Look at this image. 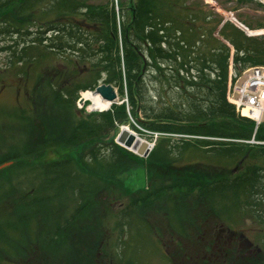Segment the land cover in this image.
<instances>
[{
  "label": "trees",
  "instance_id": "obj_1",
  "mask_svg": "<svg viewBox=\"0 0 264 264\" xmlns=\"http://www.w3.org/2000/svg\"><path fill=\"white\" fill-rule=\"evenodd\" d=\"M14 1L21 6L16 12ZM14 1H0V52L11 58L9 68L27 92L26 106L20 103L13 115L23 125L22 139L31 144L8 149L0 165L13 163L0 175L35 178L22 197H10L11 214H31L35 224L17 234L22 246L17 236L0 238V264H60L66 235L79 230L94 233L101 251L108 250L111 259L105 263L137 264L120 257L131 224L119 220L128 212L125 205L152 221L162 216L168 222L166 244L174 241L175 249L171 264H264V257H248L247 250L222 248L209 232L221 224L235 231L233 226L251 222L260 240L254 253H264V147L242 142L252 138L255 123L227 99L231 64L238 75L264 66V35H249L213 10L195 12L186 0H136L121 23L115 9L87 0H51L44 7V0ZM220 1L234 2L229 11L253 4L264 10L255 0ZM51 5L55 11L64 5L69 16L63 33L53 38L47 28ZM8 12L30 18L18 21ZM241 21L251 30L264 28V22ZM100 83L113 85L128 103L102 112L77 109L80 92ZM129 116L150 130L190 137H162L149 157L141 158L114 140ZM256 138L264 139V124ZM152 165L163 172H148L149 187L141 196L128 195L120 176ZM53 173L70 177L54 194ZM70 187L79 203L68 220L60 195ZM190 202L203 208L186 209ZM116 203L122 207L114 211ZM108 215L111 220H104ZM40 224L51 232L45 234ZM197 249L207 253L199 255V263L193 258ZM75 253L81 257L78 249ZM87 258L81 257L82 264Z\"/></svg>",
  "mask_w": 264,
  "mask_h": 264
},
{
  "label": "rangeland",
  "instance_id": "obj_2",
  "mask_svg": "<svg viewBox=\"0 0 264 264\" xmlns=\"http://www.w3.org/2000/svg\"><path fill=\"white\" fill-rule=\"evenodd\" d=\"M0 1H7V0H0ZM14 1V0H13ZM17 1V0H16ZM51 0H44L41 4V7H44L45 4L50 5ZM89 4L94 5H105L109 8H113L117 12V17L120 20V23L124 20L130 18L131 8L134 2L136 0H87ZM255 2H258L259 4H262L264 7V0H255ZM12 4L11 9L17 10L20 9L19 3ZM186 5L194 7L196 10L195 12H199L201 10L210 11L213 10L214 12L222 15L225 17V19L231 20L236 25H243L247 27L244 23H242L241 20L247 21L251 24H259L264 22V10L260 8L258 5H249L245 6L239 10L229 11L226 8H232L235 6L234 2H225L220 0H186ZM15 13L8 12V16L10 18H13L15 20H24L30 18L29 14H18L16 16ZM33 18V17H32ZM117 18V19H118ZM241 19V20H240ZM37 28L36 25L33 27H30L31 31H35ZM248 29L249 35H264V28L262 29H256L251 30L249 27L245 28ZM0 46L4 45L3 41H0ZM11 58L8 57V54L0 52V157H4V155L7 153L8 149L10 152L18 150L21 146H30L31 141L24 142V128L23 125L19 124L15 120V116L13 115V112L15 111V107L18 106L20 103H22L24 106H26V102H28V96L27 92L22 88L21 81H19L18 76L14 73V69H10ZM56 63V62H54ZM29 88V87H27ZM28 90V89H27ZM91 91H81L80 99L82 98V95L84 92ZM126 98H119L113 103V104H122L126 103ZM82 105V108L79 109L78 104ZM76 107L79 110H85V112H95L97 110L91 109V102L87 101L85 104H83V99L80 102L76 103ZM18 114V113H17ZM14 117H12V116ZM123 125H127L132 131L138 132L140 135H145L148 139L150 138L149 134L147 132H143L142 130L144 127L141 126L137 121L135 123L132 121V119L129 120L127 124L120 125L117 130L113 133L114 140L116 141V138L118 134L120 133V130ZM39 125L35 126L36 129ZM167 137V136H166ZM174 139H179L183 137H190V136H182V135H174V136H168ZM191 139V138H188ZM24 142V143H23ZM121 147L125 148L124 146L120 145ZM260 146V145H258ZM126 149V148H125ZM127 150V149H126ZM129 151V150H128ZM53 155V153L51 154ZM56 155V154H55ZM55 157V156H54ZM142 158V157H141ZM147 159V158H145ZM6 163H10L8 165H4ZM13 161L5 162L0 165V170L3 168L11 165ZM188 163V162H187ZM185 163L184 165H186ZM183 164V163H180ZM149 169H147L146 166H138L136 168L131 169L126 174L120 176V180H122L124 187L129 188V194L135 197L141 196L140 194L143 193L148 187H149V180L150 175L152 172H155L156 170L159 172H163V170H160L158 167H155V165L149 166ZM25 170V169H24ZM155 170V171H154ZM51 178L55 179V184L58 186L56 189L54 188L52 191V194L58 189L65 186L64 178L67 179L66 183L70 180V177H67L63 173L61 174H51ZM152 177V175H151ZM7 180L11 181V184L7 183ZM72 185L75 184L73 180ZM36 183L35 178L32 175H26L23 176V174H13L11 179H6L3 175H0V197L3 196L5 199L0 201V238L3 240L6 238H11V236H17L19 238V246H22L24 244V240L22 238L21 232L25 231L27 228H30L34 226L35 219L31 214L28 215H20L15 216L11 214V204L12 200L10 199L11 196L18 199L19 197H22L29 187L34 185ZM55 186V187H56ZM30 189V188H29ZM73 187H70L67 191H62L60 198H61V205L62 209L65 212V216L63 218H69L72 217L73 212L75 211V208L78 207V199L73 198L74 192L72 191ZM51 193V192H50ZM8 198L6 199V197ZM59 199V198H58ZM125 199V198H124ZM67 200V203L64 202ZM110 203L112 201L110 200ZM57 204V203H55ZM198 206V205H197ZM89 207V206H88ZM122 207L119 205V203H116L112 206L113 210L116 211L118 208ZM126 205L124 206V210L130 212L131 215L128 214V212H125L122 214L119 218L120 221H126L131 222L129 226V232L127 235H125L124 238V244L121 246L122 253L120 254V257H124V259L130 260L133 263L137 264H171L169 258L174 254V246L172 245L174 241H171V245H167L166 243L170 239L168 236V232L166 230V222L163 220V217L161 216L160 220H154L149 216L146 215L145 217L141 215V212L138 213V210L136 208H130V210L125 209ZM102 208V207H100ZM186 209L188 208H198L199 211L203 206L194 207L192 206V203L190 202ZM88 209V208H87ZM85 209V210H87ZM122 210V209H121ZM89 211V210H88ZM111 211V210H110ZM134 212V213H133ZM153 210L149 212L150 215H153ZM87 214V212L85 211ZM63 215V214H62ZM101 215V216H100ZM161 215V214H160ZM204 215V214H202ZM13 216V217H12ZM97 215H95L96 217ZM62 218V219H63ZM88 218V217H86ZM102 220V213L99 212V221ZM106 221H110L111 217L108 215V217L104 218ZM251 222H248L246 224H241L240 226H233L232 230H235L237 233H244L245 236L254 243L253 247L250 248H244L241 247L239 243V239L236 241L228 242V244H225L224 241L228 240V233L223 232L220 233V230L222 228H226V225H217V227H214V229H209L210 233H213L215 238L218 239L219 243L218 245H221L222 248L229 245H233V247H239L240 250H249L253 253L255 252V245L260 241L259 240V233L254 232L253 224H250ZM87 226L88 224H84ZM41 226V224H40ZM47 225H43L42 228L45 230V234L47 233V230L49 229ZM93 230V229H92ZM151 231V232H150ZM166 231V234H165ZM49 232H51V229H49ZM160 232H162V235L160 236ZM14 233V234H13ZM157 233V235H155ZM94 234V233H93ZM92 232L86 234H81V231H76L72 235H66V245L63 248L64 252L61 253V261L60 264H82V258L87 257V262L85 264H109L105 263V259H111V255L108 253V250L106 252L101 251L100 249V243L99 246L96 243V238L93 237ZM168 234V235H167ZM104 235V234H103ZM160 238H159V236ZM14 238V237H12ZM102 238V237H101ZM162 242V243H161ZM178 243V242H177ZM176 243V244H177ZM10 246V245H9ZM28 246V244H26ZM97 246V247H96ZM114 246H116V236L114 237ZM200 246H198L199 248ZM9 248V247H8ZM10 246V251H14V249ZM80 248L82 251H80ZM219 248V246H218ZM222 248L220 247L219 250L221 251ZM78 249L79 252H81V257L79 253H75ZM11 251V252H12ZM86 252V253H85ZM114 257L118 256L116 254L115 247L113 248ZM199 252V254H198ZM206 251L196 250L194 251L193 258L195 259L197 257V262H200L201 256H199L202 253H205ZM13 253V252H12ZM77 254V255H76ZM88 254V255H87ZM177 254V253H176ZM2 255V254H1ZM207 256V253H205ZM219 253H216L213 255V257L218 258ZM75 257V259H74ZM249 257V256H248ZM253 257V255H251ZM13 258V257H12ZM254 258V257H253ZM74 259V260H73ZM114 261V258L112 259ZM79 261V262H78ZM128 263V262H126ZM116 264V263H114ZM118 264V263H117Z\"/></svg>",
  "mask_w": 264,
  "mask_h": 264
},
{
  "label": "built area",
  "instance_id": "obj_3",
  "mask_svg": "<svg viewBox=\"0 0 264 264\" xmlns=\"http://www.w3.org/2000/svg\"><path fill=\"white\" fill-rule=\"evenodd\" d=\"M227 96L228 100L236 106L237 111L242 116H246L256 123L253 137L244 142L254 145L264 144V142L255 138L260 125L264 123V66L250 67L241 76H235L234 80L231 72ZM78 105L82 107L80 103ZM132 121L135 123L133 119ZM142 131L147 132L150 138L148 139L145 135H140L138 132H134V134L140 144H145L147 155L153 150L157 139L166 134L145 128ZM132 151L138 154L137 150L133 149Z\"/></svg>",
  "mask_w": 264,
  "mask_h": 264
},
{
  "label": "flooded vegetation",
  "instance_id": "obj_4",
  "mask_svg": "<svg viewBox=\"0 0 264 264\" xmlns=\"http://www.w3.org/2000/svg\"><path fill=\"white\" fill-rule=\"evenodd\" d=\"M57 9H60L63 11V13H58ZM55 11V8L53 7V5L50 6V12L48 14V23H47V28H48V33H50V37L53 38L54 36L58 35V34H62L63 33V29L65 24H67L68 22V15L64 13L65 7L64 5L60 8H57ZM228 233V240L224 241L225 244H228V242L231 241H236L237 239H239V241H241L239 243L240 248L244 247V248H250L254 246V243L250 245L249 242H247L246 240V236L244 233H237L235 231H230L227 230L226 228H222L220 230V233L225 232ZM219 239V237H218ZM231 246V245H229ZM258 251H260V249H258ZM251 255H253V257H264V253L261 252H257V253H253L252 251L249 252V250L247 251L246 256L251 257ZM222 256H231L230 254H224ZM237 256V255H235Z\"/></svg>",
  "mask_w": 264,
  "mask_h": 264
},
{
  "label": "water",
  "instance_id": "obj_5",
  "mask_svg": "<svg viewBox=\"0 0 264 264\" xmlns=\"http://www.w3.org/2000/svg\"><path fill=\"white\" fill-rule=\"evenodd\" d=\"M238 27L242 28L247 33L249 31L248 29H245L246 27H244L243 25H239ZM95 92L97 94H100L103 99L111 101V102L118 99L117 90H115L114 86L111 84L103 83V84L97 86ZM117 142L118 143H124L127 146H133L134 142H135V138H134V136H131V135L129 136L127 134V132L122 130L120 132V134L118 135ZM8 164H10V163H6L4 165H8ZM246 240H247V242L250 243V245L252 244L249 239H246Z\"/></svg>",
  "mask_w": 264,
  "mask_h": 264
},
{
  "label": "bare ground",
  "instance_id": "obj_6",
  "mask_svg": "<svg viewBox=\"0 0 264 264\" xmlns=\"http://www.w3.org/2000/svg\"><path fill=\"white\" fill-rule=\"evenodd\" d=\"M86 9L82 10V12H85ZM83 100H87L91 102V109L92 110H108L113 105L111 101L103 99L99 94H96L95 92H84L82 95ZM123 131L127 132V134L130 136L129 133H133L131 129L128 126H123ZM261 142H264V139H260ZM121 145H126L124 143H120ZM261 146L264 147V144H261Z\"/></svg>",
  "mask_w": 264,
  "mask_h": 264
}]
</instances>
